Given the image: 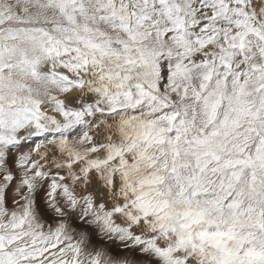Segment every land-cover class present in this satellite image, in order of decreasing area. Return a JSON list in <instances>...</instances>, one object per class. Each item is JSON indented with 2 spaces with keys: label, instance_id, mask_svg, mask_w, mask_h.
<instances>
[{
  "label": "snow or ice",
  "instance_id": "6c2138e0",
  "mask_svg": "<svg viewBox=\"0 0 264 264\" xmlns=\"http://www.w3.org/2000/svg\"><path fill=\"white\" fill-rule=\"evenodd\" d=\"M0 264H264V0H0Z\"/></svg>",
  "mask_w": 264,
  "mask_h": 264
}]
</instances>
